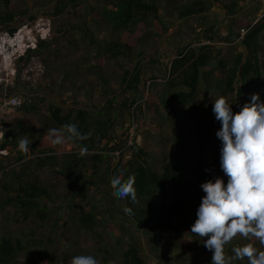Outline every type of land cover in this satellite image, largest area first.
I'll use <instances>...</instances> for the list:
<instances>
[{"label":"trees","instance_id":"1","mask_svg":"<svg viewBox=\"0 0 264 264\" xmlns=\"http://www.w3.org/2000/svg\"><path fill=\"white\" fill-rule=\"evenodd\" d=\"M175 1L106 0L103 11L108 21H104L102 14V21L94 20L96 29L106 25L104 41L100 42L97 49L101 54L98 61L99 80L104 87L102 93L106 95V105L101 109L92 106L91 110L76 104L69 109H64L60 104L49 106L50 116L58 128L73 123L81 133L90 132V138L68 142L62 148H57L50 145V140L44 139L45 135L42 133L36 135L35 130L21 122L19 116L0 119V125H11L14 128L0 143L1 150H7L9 155H13L17 150L20 151L18 141L21 137L26 136L28 140L39 137L40 141L35 144L33 155L39 164L45 162L40 159L43 156L48 164L60 165V169H55V174L61 181L66 180L62 192L54 194L38 178H27L25 172L15 171L10 156H0V212L5 221H18L17 216L21 214L23 218L20 223L30 220L54 229H66V225L75 223L72 220L74 214H66L60 202L69 195L68 210L76 205L77 200L86 202L85 207L91 208V212H81V218L75 217V220H80L79 223L85 226L86 235L92 234L94 240H102L99 241L102 264H211L212 253L203 246L202 238L191 233V226L197 219L196 212L205 195L201 184L208 180L214 181L216 177L222 178L225 186L228 181L220 167L222 142L216 133L220 130L221 123L216 120L212 111L213 101L223 96L232 104V111L239 112L245 103L251 102L252 93L249 88L252 87L256 94L263 97L260 100L264 102V16L250 27L243 40L238 41L240 28L234 18L243 10L240 1H248V5L244 6H249L245 13L248 17L254 12L252 4L257 0H235L230 7L223 6L232 20L226 32L205 18L219 0H188L177 6L179 24L175 30L178 34H181L182 27H192L195 20L202 21L204 32L197 37V42L176 46L170 62L166 63L165 107L169 115L164 117L156 99L148 97V91L142 89L148 81L143 77L148 70L143 59L148 56L150 66L159 65L155 55L148 54V50L156 53L160 43L152 44L153 38L170 34L173 24L168 23L166 17L170 13L167 11L166 16L161 15L160 6L163 2L166 7L173 6ZM69 3L76 5L78 1H58L48 18L54 21L61 19L67 12ZM107 5L111 8L106 7ZM87 11L90 13L92 10ZM20 14H29V19L36 21V15L29 13V9ZM96 18L101 17L97 14ZM19 19V15L10 10V0H0V31L10 35L16 33L19 26L14 25ZM218 32L222 37H219ZM203 41L209 44L203 45ZM220 43L226 45L217 49ZM47 45L46 39L40 40L33 51L40 55L47 53V58L43 59L46 65L49 63L48 56H51ZM235 47L243 49V53L227 58L226 52L233 51ZM29 55L30 53L27 57ZM27 57H21L16 62L20 64L27 61ZM110 57L116 61L122 58L121 60L131 63L119 65L122 69L119 89L111 87L108 90L109 80L103 73ZM90 64L88 55L83 58L79 67L84 68ZM92 68L97 67L93 65ZM89 83L92 84L91 81ZM139 95L151 121L135 117L138 124L132 144L128 146V139L124 140L121 135L118 137V128L127 126L133 120V110L136 106H141L135 97ZM33 105L24 104L22 111L31 112L36 108ZM205 115L218 122L212 133H208L203 126ZM124 134L127 135V131ZM150 140L155 144L149 151L147 147L150 146ZM67 146L71 147L70 151H67ZM83 146L87 147L85 155L80 154V147ZM116 152L119 157L112 156ZM128 152L132 155L131 159L126 157ZM22 157L24 156L18 157L15 162L22 163ZM120 170H124L125 179L130 175L135 177L136 203H132L130 198L118 199L112 194L110 181ZM75 180L80 181L81 186ZM97 184L101 188L105 187L100 192H106L100 200L93 197ZM124 201L131 204V215L118 211L117 205ZM108 202L114 205L113 212ZM50 203L55 205L54 208ZM61 211L66 214L65 217ZM126 218H131V221H125ZM132 230L136 233L133 234ZM140 230L144 236L155 239L164 235L162 244L152 238L154 242L144 246L136 238ZM3 233L0 231V264H20V257L32 263L36 261L37 254L24 245L26 240L31 239L35 246L40 245V233L36 234L31 225L21 232V237L14 238ZM63 239L69 242L71 250L76 249L73 246L76 240L68 241L66 237ZM49 240L51 243L56 242L54 239ZM249 243L259 251H264V246L255 238L249 240L238 234L225 245L226 257L234 256L233 248ZM148 253H153L154 257L150 259ZM78 255L79 250L76 249L73 257ZM40 258L44 256L41 255ZM48 263L55 264V257L51 256ZM231 264H248V261L247 258L232 260Z\"/></svg>","mask_w":264,"mask_h":264},{"label":"rangeland","instance_id":"2","mask_svg":"<svg viewBox=\"0 0 264 264\" xmlns=\"http://www.w3.org/2000/svg\"><path fill=\"white\" fill-rule=\"evenodd\" d=\"M58 1L60 0H10V10L18 14L20 18L14 26H19L21 32L15 37L10 38L4 33V31H0V43L9 39H17V47L12 45L13 48L11 49L10 54L5 56L4 63L6 65H4L6 69L9 70L7 73H11L10 71H12L11 79L13 81V87L9 89L8 95H10V99L12 97H18L21 99V106L6 110V112L2 114L3 117L1 119L6 120L7 118L10 119L19 116V119L22 120L21 122H23L27 127L35 130L37 133L36 135L39 133L45 135L44 139H48V129L58 128L50 116V105L60 104L64 109H69L71 107H75L76 104L79 107L91 110L92 106L101 109L107 103L106 95L102 93L104 87L101 83V80H99L100 70L98 68V61L101 59V54L97 51L100 42L103 43L104 41L106 25H102L98 29L94 27V20L102 21L101 14L103 15L104 21H108V19L105 18L107 17L106 13L103 11L106 5V0H86L85 2L84 0H77L78 3L76 5L69 3L65 15L61 17V19H56L54 21L48 18V16L51 11H53V8L56 7ZM186 1L188 0H176L175 5L169 7H166L164 2L163 4L161 3L162 5L160 6V14L166 16L168 11L171 15L166 16L169 21L168 23H172L173 26L170 28V34L168 36L153 38L151 42L152 44L158 42L160 43L159 50H157L156 53L153 50H148V54L152 56L155 55L154 57L159 62V65L150 66L151 62L148 56L143 59L144 64L147 65L148 69L147 73L143 77L148 81L145 82V87L143 86L142 89L145 88L148 91V97H153L156 99L160 106V111L164 117L169 115L167 108L165 107V79L163 78V73L167 68L166 63L170 62L172 55L175 53L176 46H183L188 42H197V37L201 36V34L204 32V26L201 20L193 21L192 27L190 25H187L185 28L182 27L180 29L181 34L176 32L175 27L179 24L177 6L180 3H184ZM234 1L235 0H219L218 3L213 5L211 11L205 18L209 21V23L216 24V27H221V29H224L226 32V28L230 23H232V20L230 17H228L223 6L230 7ZM41 3H43V6ZM262 3L264 4V1ZM240 4L243 10H240V12H238L234 18L239 28L243 27L244 24L247 25V21L245 19L248 18L245 14L247 9L246 7L244 8L245 5H248V1H240ZM106 7L109 8L110 6L107 5ZM25 9H29V13L36 15V21L33 22L30 20L28 17L29 14H20ZM87 9L92 11L88 13ZM97 14L100 15V19L96 18ZM30 28H33V37L35 38V36H37L36 41H34L35 39L32 38V42H35L36 45L37 41L42 40L41 36L45 34V38H43V40H47V47L49 52H51V56H48L49 63L47 65L43 62V59L47 58V53L40 55L33 52L27 57V61H24L20 64L16 62V59L20 54L19 52L23 47V44L20 45V43L29 35L28 32ZM192 28H194V31H192ZM218 33L220 34V32ZM108 35L110 34L108 33ZM219 37H222V35L220 34ZM224 45L226 44L220 43L219 46L217 45V49L220 48V46L223 47ZM241 53H243V49L235 47L233 51L226 52V57L234 58ZM88 55L90 56L91 64L89 66H85L84 68H80V62ZM246 55L247 53L245 56ZM105 56L109 55L106 54ZM121 59L122 58H119V61H116L110 57L105 64L103 73L109 80L108 90H110L111 87L116 89L120 88V76L122 74V69L119 65L124 66V64H131L129 61H123ZM0 64V68L2 69L3 63L1 61ZM93 65H96L97 68H92ZM262 76L264 81V74ZM89 81H91L92 84H90ZM26 83H31V85H26ZM249 90L252 94H256L252 87H250ZM109 92L111 93L112 91ZM135 97L137 101L141 103V106L135 107L136 109L133 110L134 116L138 119H146L150 122L151 118L149 119L145 107L143 106V99L140 95ZM259 97L263 99L262 96ZM41 99L42 101H40ZM65 100L67 102H64ZM232 100L234 101L233 98ZM0 103V106L4 104V99H2V97L0 98ZM27 103L34 104L33 106H36V108L31 110V112L22 111L23 105ZM233 113L235 114L237 112L234 111ZM205 117L206 118L203 122V126L207 128L208 133L214 132L216 126H218V122L209 119L208 115H205ZM136 120L135 125L137 128L138 123ZM209 123H211V125ZM3 126L6 133H11L14 129L11 125ZM119 128L118 137L121 135L124 137V140L128 139L130 141V138L135 133V131H132V128H134L133 124L128 122L127 126ZM125 131H127V135L124 134ZM39 141V137L35 138V140H29V151L25 153L17 150L15 154L9 155L11 157L10 161L14 164L13 168H15V171L25 172L27 178H38L42 185L48 187L49 190L54 192V194L57 192L61 193L64 184L66 185V180L63 179L61 181V178H58V176L55 174V169H60V165L56 164L54 166L48 164L43 156H40V159H44L45 162L43 164H39L37 158L33 155L35 151L34 146L36 143H39ZM138 142H140V139H138ZM49 143L52 145L50 141ZM153 144H155V142L150 140V146L147 147L149 151L150 149L154 148ZM62 146L55 147L62 148ZM66 149L67 151H70L71 147L67 146ZM20 156H24L22 157L24 158L23 162L16 163L15 160ZM112 156L119 157V154L116 152ZM126 157L127 159H131V153L128 152ZM82 172L85 174L84 170H82ZM93 178H95V176ZM77 180H75V182L78 186H81V182ZM96 187L97 191L93 197L100 200L106 193L105 191L100 192V189L105 187L101 188L100 184H97L95 188ZM65 192L67 193V190H65ZM69 200V195H66V197L60 201L64 206L63 208L66 210V214H74L72 220L75 223L66 225V229H54L50 226H43V224L41 225L37 222L33 223L30 220L20 223L19 221L23 218V215L21 214L17 216L18 221L8 222L2 218V214L0 212V231L2 233L8 231L7 233L3 234L14 238L21 237V232L24 229L29 228L30 225L36 234L40 233V245L35 246L32 242V239L26 240L24 243L25 246H28L31 251L37 254L35 257L36 261L32 263L29 262L28 259L20 257V264H50L48 261L50 260L51 256L55 257V264H70V261L73 258V252L76 251V249L79 250V255H93L99 259L100 264H102V254L100 250L101 246L99 242L102 240H94L92 234L86 235L84 231V229H86L85 226L79 223L80 220H78V222L75 220V217L77 219L81 218V212H91V208L85 207L87 206L86 202L83 203V201L77 200L76 205L72 206L71 210H68L69 204H67V201ZM99 202L100 204H103L102 201ZM108 203L111 208V212H113L112 206L114 205L112 202ZM50 204L54 208L55 205H52V203ZM130 207L131 204L126 201L123 203L119 202L117 205L119 212H125V208ZM61 214L63 217L66 215L62 211ZM125 221H131V218H126ZM132 227L133 225L130 226L131 229ZM132 233L135 234L136 231L132 230ZM64 237H66V240L68 241L76 240V242H73V246L76 248L74 251L71 250L69 242L64 241ZM136 238L137 240H140L144 246L151 244L154 242V240L158 241V244L161 245L164 240V235H160L159 238L155 239L151 236H144L140 230L136 235ZM49 239H54L56 242L51 243ZM108 240L110 242L109 237ZM41 255H43L44 258L41 259ZM148 255L150 259L154 257L153 253H148ZM112 264H118V262ZM153 264H155V262Z\"/></svg>","mask_w":264,"mask_h":264},{"label":"clouds","instance_id":"3","mask_svg":"<svg viewBox=\"0 0 264 264\" xmlns=\"http://www.w3.org/2000/svg\"><path fill=\"white\" fill-rule=\"evenodd\" d=\"M32 31L33 28H30L29 35L20 43L23 47L16 61L36 50L37 45L32 42ZM20 32L21 29H18L16 33L6 35L11 38ZM41 37L42 40L45 38ZM34 39L36 41L37 36ZM4 46L1 42L0 48ZM4 60L5 56L0 55L3 65ZM3 65L0 68V98L5 103L10 99L8 91L13 87V81L12 71L7 73L9 70L6 69V64ZM250 101L235 114L232 104L225 97L221 96L213 101L212 111L216 120L221 123V128L216 133L222 142L220 167L228 181L225 186L224 180L216 177L214 181L208 180L201 184L205 195L197 209V219L191 226V233L202 238L203 246L212 253L211 264H231L232 260L245 258L248 264H264V251H259L250 243L233 248L234 256L230 258L225 255V245L238 234L249 240L255 238L264 246V102L258 94H252ZM90 136V132L81 133L73 123L47 130V138L53 146L83 141ZM18 147L22 152L29 151L26 136L19 139ZM86 153L87 147H80V154ZM110 184L113 196L137 202L134 176L130 175L125 179L124 170H120L113 176ZM125 213L131 215L132 209L125 208ZM70 264H100V261L93 255L83 254L74 256Z\"/></svg>","mask_w":264,"mask_h":264},{"label":"built area","instance_id":"4","mask_svg":"<svg viewBox=\"0 0 264 264\" xmlns=\"http://www.w3.org/2000/svg\"><path fill=\"white\" fill-rule=\"evenodd\" d=\"M261 18H262V16L257 15L253 19H251V21L247 25L240 27V29H239L240 38L238 39V41L243 40L245 35L249 32L250 27H253L255 24H257ZM42 36L45 37V34ZM202 44L206 45V44H209V42L203 41ZM166 72H167V69L163 73V78H164ZM20 105H21V99H19L18 97H12L11 99L7 100L3 105L0 106V119L3 117L2 114L5 113L6 110H8L10 108H17ZM131 123L134 126V128H132V131L134 132L136 129L135 116H134L133 120L131 121ZM6 134L7 133L5 132L4 126L0 125V143L3 141ZM132 137H133V135H132ZM132 137L130 138L128 146H130L132 144ZM9 154L10 153L7 150H1L0 149V156L7 157V156H9ZM0 175H1V173H0Z\"/></svg>","mask_w":264,"mask_h":264},{"label":"crops","instance_id":"5","mask_svg":"<svg viewBox=\"0 0 264 264\" xmlns=\"http://www.w3.org/2000/svg\"><path fill=\"white\" fill-rule=\"evenodd\" d=\"M262 0H257V2L252 4V7L255 8L254 12L252 13V15L248 16V18H246L245 20L247 21V24L251 21V19H253L255 16H264V4L261 3ZM258 3V4H257ZM257 5V7H256ZM251 6V5H250ZM249 7V6H248ZM246 9H248L246 7ZM245 25V24H244ZM243 25V26H244Z\"/></svg>","mask_w":264,"mask_h":264},{"label":"bare ground","instance_id":"6","mask_svg":"<svg viewBox=\"0 0 264 264\" xmlns=\"http://www.w3.org/2000/svg\"><path fill=\"white\" fill-rule=\"evenodd\" d=\"M3 43L5 44V46H4V48L3 47L0 48V55L8 56L11 52V49L13 48L12 45H14V47H17V44H16L17 39H15V38H14V40L13 39L6 40Z\"/></svg>","mask_w":264,"mask_h":264}]
</instances>
